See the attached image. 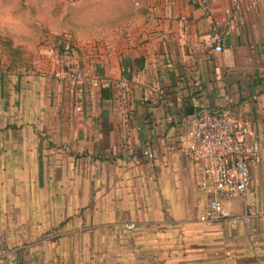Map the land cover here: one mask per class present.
<instances>
[{
    "label": "crops",
    "instance_id": "0c3cea01",
    "mask_svg": "<svg viewBox=\"0 0 264 264\" xmlns=\"http://www.w3.org/2000/svg\"><path fill=\"white\" fill-rule=\"evenodd\" d=\"M83 5L86 35L77 42L87 43L93 69L84 65L80 85L37 75L46 62L34 51L43 37L32 43L35 70L26 68L31 35L20 5L25 30L5 44L22 62L0 66V149L22 150L21 137L31 133L45 137L43 149L88 157L101 168L89 181L101 185L100 204L89 188L92 209L110 222L172 237L150 264H264V215L249 227L198 223L212 187L200 186L198 167L178 150L179 136L203 110L229 109L250 139L264 141V0H209L208 12L190 0L75 3ZM213 21L223 36L220 52L211 41ZM261 158L250 165L245 199L264 212ZM226 207L239 212L242 202Z\"/></svg>",
    "mask_w": 264,
    "mask_h": 264
},
{
    "label": "rangeland",
    "instance_id": "374dc122",
    "mask_svg": "<svg viewBox=\"0 0 264 264\" xmlns=\"http://www.w3.org/2000/svg\"><path fill=\"white\" fill-rule=\"evenodd\" d=\"M101 2L0 0V66H7L9 60L22 62L16 48H7L5 43L8 36L20 37L25 30L16 16L24 5L26 29L31 35V56L24 57L26 68L35 70L32 43L43 37L34 50L46 59L37 75L70 81L58 63L64 46L79 53L82 69L84 65L93 69L89 67L87 43L77 42L86 35L85 5L82 12L75 3ZM48 98L46 94V103ZM44 138L29 133L21 137L22 150H5L4 144L0 149V264H150V257L165 254V247L159 245L172 238L166 232L110 222L100 208L92 209L89 188L93 186V196L97 197L101 185L89 181L100 176L101 168L86 156L72 159L57 146L43 149V144H49ZM50 140L54 145L60 143L53 134ZM99 198L95 203L100 204Z\"/></svg>",
    "mask_w": 264,
    "mask_h": 264
},
{
    "label": "built area",
    "instance_id": "2783aa9c",
    "mask_svg": "<svg viewBox=\"0 0 264 264\" xmlns=\"http://www.w3.org/2000/svg\"><path fill=\"white\" fill-rule=\"evenodd\" d=\"M208 12L209 0H190ZM241 0H234L238 5ZM219 21L212 23L211 41L217 52L223 49V36ZM61 73L74 85L84 81L79 53L64 46L58 54ZM178 150L191 160L199 170L202 188L212 187L211 198L205 210L199 214L198 223L213 225L243 223L249 227L264 212L246 202L249 187V168L261 161L264 141L249 138L244 120L235 117L229 109L203 110L191 121L190 128L178 138ZM240 199L242 208L233 212L226 207L227 201Z\"/></svg>",
    "mask_w": 264,
    "mask_h": 264
}]
</instances>
